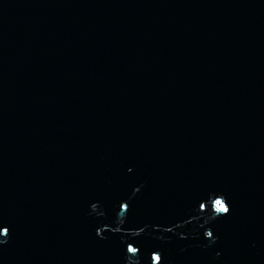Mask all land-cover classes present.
<instances>
[{
  "label": "water",
  "instance_id": "95a60500",
  "mask_svg": "<svg viewBox=\"0 0 264 264\" xmlns=\"http://www.w3.org/2000/svg\"><path fill=\"white\" fill-rule=\"evenodd\" d=\"M0 222V264H264V0H0Z\"/></svg>",
  "mask_w": 264,
  "mask_h": 264
},
{
  "label": "snow or ice",
  "instance_id": "6c2138e0",
  "mask_svg": "<svg viewBox=\"0 0 264 264\" xmlns=\"http://www.w3.org/2000/svg\"><path fill=\"white\" fill-rule=\"evenodd\" d=\"M131 171V169H129ZM125 210H128L129 205L127 203H124L121 205ZM201 209H203L205 206L203 204L199 205ZM95 207V205H93ZM214 207L215 211L218 213L219 217H226L230 213V205L228 203H225L224 200L221 199H215L214 200ZM171 231V229H169ZM10 233V226L5 225L4 223L0 222V236L7 237ZM96 235L99 237L100 232L99 230L96 231ZM208 238H211L213 236L212 232H208L207 234ZM4 243V240H0V244ZM139 249L137 247H133L132 244H129L127 247V251L129 253H135ZM152 261L153 264H160L161 261V256L158 254H153L152 255Z\"/></svg>",
  "mask_w": 264,
  "mask_h": 264
}]
</instances>
